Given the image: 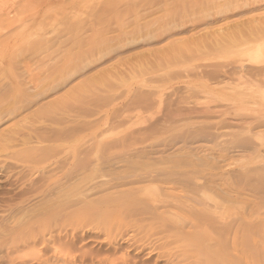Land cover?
Segmentation results:
<instances>
[{"label":"rangeland","instance_id":"rangeland-1","mask_svg":"<svg viewBox=\"0 0 264 264\" xmlns=\"http://www.w3.org/2000/svg\"><path fill=\"white\" fill-rule=\"evenodd\" d=\"M0 264H264V0H0Z\"/></svg>","mask_w":264,"mask_h":264}]
</instances>
